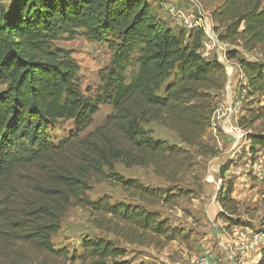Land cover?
Wrapping results in <instances>:
<instances>
[{
    "label": "trees",
    "instance_id": "1",
    "mask_svg": "<svg viewBox=\"0 0 264 264\" xmlns=\"http://www.w3.org/2000/svg\"><path fill=\"white\" fill-rule=\"evenodd\" d=\"M0 5V264H19L32 257L69 259L55 249L53 238L71 207L94 217L93 226L127 244L152 245L174 241L178 230L159 214L107 197L91 200L90 184L119 187L150 206L169 205L177 196L125 179L114 165L151 168L168 183H179L192 161L186 149L154 139L146 127L156 124L177 135L199 155L214 153L204 142L223 90V63L204 58L202 31L184 36L151 11L147 0H4ZM263 0H225L211 13L218 43L250 48L264 41ZM82 31L91 42L105 44L109 65L98 72L99 86L82 90L75 62L52 49L63 34ZM139 68L130 82L124 72L133 53ZM245 80L239 90L255 108L241 115L238 128L247 133L249 154L264 152V131L253 124L264 120V63L236 57ZM62 54L64 56H59ZM101 106L110 114L82 135ZM71 121L73 132L58 143L51 128ZM249 132V133H248ZM223 176V168L219 171ZM230 182L217 191V217L225 230L233 225L238 204ZM82 264H124L122 248L103 238L81 243ZM257 264H264V247ZM78 259V258H77ZM31 264H34L31 262Z\"/></svg>",
    "mask_w": 264,
    "mask_h": 264
},
{
    "label": "rangeland",
    "instance_id": "2",
    "mask_svg": "<svg viewBox=\"0 0 264 264\" xmlns=\"http://www.w3.org/2000/svg\"><path fill=\"white\" fill-rule=\"evenodd\" d=\"M225 0H150L155 7L166 10L170 8L175 15L198 16L208 22V31H203L200 53L209 52L207 59H220L223 63L224 85L223 90L216 93V110L213 115L215 123V133L206 132L204 142L208 143L214 153L205 156L199 155L195 148H188L180 143L177 135L173 132L161 128L156 124H150L146 129L150 130L154 139L166 141L169 144L177 145L186 149L192 155V161L183 173L179 176V183H168L157 177L151 168L146 170L139 167L125 168L120 164L114 165V172L119 173L125 179H135L146 188L162 191L164 194L177 195L169 205L158 204L147 205L137 199L131 198L119 187L112 184H90V190L86 196L91 200H98L103 197L109 199L111 205L118 202L137 205L151 213L159 214L168 224L178 230L174 241L164 243L161 239L152 245L127 244L116 238L111 233H106L93 226V218L90 214L79 207H71L66 212L60 223V231L53 238L55 249H67L69 259L73 254L78 258L74 261L62 260L53 257H32L19 264H82L80 256L82 254L81 243L85 239L95 237L103 238L115 244L117 248H122L124 256L118 262L124 264H197L205 255L219 253L218 258L222 264L230 263L226 253L219 251L218 246L225 245L228 238H231V230H225L223 221L217 217L220 207L212 202L216 199L217 191L220 187L216 181L220 169L223 168L221 176L226 183L236 184V201L238 204L237 215L231 216L232 228H242L244 232L264 234V167L259 168L260 163L264 164V153L258 151L251 159L249 154V142L245 139L246 131L238 128L237 120L241 115L248 116V110L254 109L255 105L246 99L242 91L239 90L240 79L237 71L233 69L237 66L235 60H227L225 53L234 49L236 57L245 58L250 61L264 63V41L250 48L240 42L238 46H230L218 43L212 32L213 24L211 13L218 8ZM5 4L0 0V5ZM264 4V0L262 1ZM177 31H182L184 36L189 29L176 25ZM194 32V31H192ZM52 49L61 51L68 55L77 66V76L80 80L82 90L90 87L96 91L99 86L98 72L105 69L111 60V52L105 44L91 42L85 38L82 31L74 32L73 36L63 34L52 42ZM136 50L130 58V62L124 72L125 83L130 82L139 68V54ZM59 56H64L59 54ZM6 88L5 84H0V92ZM238 107L237 118L230 119L228 109ZM108 106H101L93 117V122L89 128L82 133L87 134L100 125L110 114ZM227 123V129H223V123ZM233 125V128L231 127ZM236 127V128H235ZM238 128V129H237ZM237 133H236V131ZM253 130L264 131V120L253 124ZM73 132L71 121H58L51 128L53 141L58 143L63 138ZM226 135L235 133L228 138ZM230 133V134H228ZM249 133V132H248ZM230 149V150H229ZM263 160V162L261 161ZM260 162V163H259ZM256 173L253 175V171ZM259 171V172H258ZM260 175L263 177L260 179ZM233 193V192H232ZM218 231V232H217ZM220 234L223 238L221 240ZM219 251V252H218ZM259 248L253 251L251 258L244 264H250L255 258L260 259ZM248 254V255H249ZM218 255V254H217ZM222 255V256H220ZM247 261V259H246ZM257 261V263H258Z\"/></svg>",
    "mask_w": 264,
    "mask_h": 264
},
{
    "label": "built area",
    "instance_id": "3",
    "mask_svg": "<svg viewBox=\"0 0 264 264\" xmlns=\"http://www.w3.org/2000/svg\"><path fill=\"white\" fill-rule=\"evenodd\" d=\"M170 12L173 13L175 18L183 21L185 28L194 32L208 31V22H204L201 17L198 16L197 18H195L193 16H190V18H183L181 17L182 15L178 16L175 15L173 11ZM206 53H201V55L206 58ZM241 82L242 84H244L245 80L242 78ZM210 129H215V123L213 121V118L211 121ZM259 165L260 166H258V169L264 167L263 163H260ZM254 173L258 174L256 173V170L253 171V175ZM225 174H227V170L225 171ZM225 174H223V176H225ZM259 178L262 179L263 177L260 175ZM216 184L218 187H223V189H225L227 183L224 181L223 178L218 177ZM230 230L232 233L231 238H228L226 244H221L222 247H220V249L225 252L229 257L230 264H244L246 256L249 253H252L253 251L257 250V248H259L261 251L264 247V234L253 233L252 231L246 232L248 230L244 232L242 228H231ZM197 264H222V261L218 257L213 258L212 255H205L199 260Z\"/></svg>",
    "mask_w": 264,
    "mask_h": 264
},
{
    "label": "crops",
    "instance_id": "4",
    "mask_svg": "<svg viewBox=\"0 0 264 264\" xmlns=\"http://www.w3.org/2000/svg\"><path fill=\"white\" fill-rule=\"evenodd\" d=\"M148 1V3H149V5H150V8H151V11L153 12V14H155L158 18H160L161 20H163V21H165L167 24H168V27L172 30V31H174V32H176L177 30H176V25L177 26H181V27H183V28H185V26H184V24H183V21L182 20H179V19H177V18H175L174 17V15H173V13H171L170 12V8H167L166 10H163V9H159V8H157V7H155V4H152L151 2H150V0H147ZM181 17H183V18H190V16L189 15H187L186 14V16L185 15H182ZM187 29V28H186ZM191 33H193L191 30H189V32L185 35L186 37L188 36V35H190ZM207 54V57L208 56H210V53L209 52H207L206 53ZM206 57V58H207ZM219 61H220V59H218ZM221 62V61H220ZM237 71V76H238V78L241 80L242 79V74L240 73V71H239V69H238V67L236 66L234 69H233V71ZM240 83L242 84V82L240 81ZM238 107H235V108H233V110L230 108V109H228V116H227V118L229 117L230 119H232V118H234L235 117V119L237 118V113H238ZM223 123V129H227V123L226 122H222ZM232 128H233V125L231 126ZM236 128V127H235ZM238 129V128H237ZM235 130V129H234ZM209 131H213L214 133H215V131L214 130H212V129H208V131L207 132H209ZM236 131V130H235ZM236 133H237V131H236ZM223 134H225L224 132H223ZM228 134H230V133H228ZM226 135V134H225ZM231 135H235V133L233 132V133H231L230 135H226V136H228V138L229 137H231ZM230 150V149H229ZM262 153H264L263 151H262ZM261 161H263V160H261ZM236 184L234 183L233 184V193L231 194V197L233 198V199H237L236 198V196H237V192H236ZM212 202H214L215 201V199L214 198H212ZM216 202V201H215ZM217 208H219L218 207V204H217ZM225 225V224H224ZM218 232V231H217ZM220 237H221V240L222 239H225V238H223V236H222V234H220ZM218 249H219V251H222L221 249H220V247L218 246ZM218 251V252H219ZM223 252V251H222ZM225 253V252H224ZM218 254V255H217ZM213 253L212 254V256H213V258H215V257H218L219 256V254H221V252H219V253ZM220 256H222V255H220ZM251 258V254H249V255H247L246 256V259H247V261H246V259H245V262H248L249 261V259ZM257 261H258V258H255L254 259V261L253 262H249L250 264H257ZM224 264V263H223ZM227 264H230V263H227Z\"/></svg>",
    "mask_w": 264,
    "mask_h": 264
}]
</instances>
